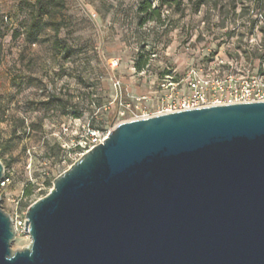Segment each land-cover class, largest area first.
I'll return each mask as SVG.
<instances>
[{
  "label": "water",
  "instance_id": "95a60500",
  "mask_svg": "<svg viewBox=\"0 0 264 264\" xmlns=\"http://www.w3.org/2000/svg\"><path fill=\"white\" fill-rule=\"evenodd\" d=\"M26 218L13 250L0 199V264H264V101L121 121Z\"/></svg>",
  "mask_w": 264,
  "mask_h": 264
},
{
  "label": "rangeland",
  "instance_id": "374dc122",
  "mask_svg": "<svg viewBox=\"0 0 264 264\" xmlns=\"http://www.w3.org/2000/svg\"><path fill=\"white\" fill-rule=\"evenodd\" d=\"M58 1L42 16L37 0H0V161L11 178L0 199L16 221L81 156L88 128L109 132L131 117L116 100L117 81L134 110L153 113L161 84L182 78L191 62L236 55L223 40L236 36L223 26L247 0H183L162 7L161 23L143 25L142 0ZM141 55L147 64L138 70ZM30 243L19 228L11 248Z\"/></svg>",
  "mask_w": 264,
  "mask_h": 264
},
{
  "label": "built area",
  "instance_id": "2783aa9c",
  "mask_svg": "<svg viewBox=\"0 0 264 264\" xmlns=\"http://www.w3.org/2000/svg\"><path fill=\"white\" fill-rule=\"evenodd\" d=\"M243 3L246 11L236 10V18L232 17L235 12L230 11L223 26L226 35L231 32L236 36L231 39L225 36L223 39L224 42L233 43L236 55H216L207 64L191 62L182 78L161 84L166 93L158 101L156 112H149L147 107L140 109L139 106H136V110L140 109V113L134 110L124 100L122 85L117 81L116 100L128 109L131 115L129 119L216 104L264 101V0H247ZM110 66L117 68L119 60L111 61ZM108 133L88 128L87 139L84 144L80 143L83 149L80 155L103 142ZM10 180V176L4 172L0 187L7 186ZM11 218L15 232L21 228V232L28 233L24 230L26 213L24 220Z\"/></svg>",
  "mask_w": 264,
  "mask_h": 264
},
{
  "label": "trees",
  "instance_id": "16d2710c",
  "mask_svg": "<svg viewBox=\"0 0 264 264\" xmlns=\"http://www.w3.org/2000/svg\"><path fill=\"white\" fill-rule=\"evenodd\" d=\"M160 5L154 6L153 2L151 0H142L139 6V13L141 14L140 17V23L141 25L149 22V21H157L159 23L162 22V7L167 6L168 8L173 7H180L182 4H184L183 0H159ZM204 0H198L196 3V6L199 7L201 4H203ZM58 0H37V3L35 5V8L37 7L39 9V12L41 15H52V12L50 11L52 7H54L56 4H58ZM1 22H2V13L0 12V30H1ZM147 64V59L143 58V55H141L136 62V67L138 70L143 69ZM27 194H29V191H26Z\"/></svg>",
  "mask_w": 264,
  "mask_h": 264
}]
</instances>
